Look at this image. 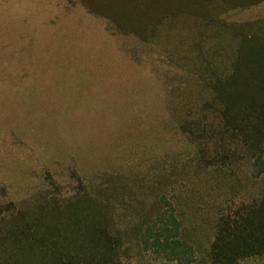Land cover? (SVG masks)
Wrapping results in <instances>:
<instances>
[{
	"label": "rangeland",
	"instance_id": "1",
	"mask_svg": "<svg viewBox=\"0 0 264 264\" xmlns=\"http://www.w3.org/2000/svg\"><path fill=\"white\" fill-rule=\"evenodd\" d=\"M242 33L264 36V0H0V222L87 197L95 207L40 219L75 236L104 213L123 264H212L217 217L264 196V172L234 132L218 142L203 94Z\"/></svg>",
	"mask_w": 264,
	"mask_h": 264
},
{
	"label": "trees",
	"instance_id": "2",
	"mask_svg": "<svg viewBox=\"0 0 264 264\" xmlns=\"http://www.w3.org/2000/svg\"><path fill=\"white\" fill-rule=\"evenodd\" d=\"M217 80L203 94L206 98L213 97V104L218 103L214 123V127L220 128L218 142L224 141L227 132H234L249 148L257 171L263 173L264 36L242 33L230 73ZM203 111L208 116L209 109ZM192 128L191 131L197 130ZM83 201L95 207L90 198L73 197L63 205L36 203L4 217L0 222V230L5 228L4 233L0 231L1 245L7 242L13 247L11 254L0 256V264H123L118 255V238L111 233L110 220L104 213L87 219L86 228L79 229L75 236L63 228L64 220L42 222L40 219L41 213L56 210L65 211L68 219L73 214L68 215L69 211H74ZM235 216L222 214L214 222L215 233L208 247L212 264H236L264 255V196L246 212ZM72 220L75 224L83 222L77 214ZM17 252L31 253L37 256V261H16L13 254Z\"/></svg>",
	"mask_w": 264,
	"mask_h": 264
}]
</instances>
